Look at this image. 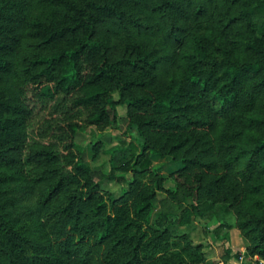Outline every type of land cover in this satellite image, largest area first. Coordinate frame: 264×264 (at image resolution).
Returning <instances> with one entry per match:
<instances>
[{
  "label": "trees",
  "instance_id": "1",
  "mask_svg": "<svg viewBox=\"0 0 264 264\" xmlns=\"http://www.w3.org/2000/svg\"><path fill=\"white\" fill-rule=\"evenodd\" d=\"M139 2L37 0L42 13L51 17L27 21L21 14L23 9H17V1H1L0 82L14 71L19 33L36 39L42 46L63 43L49 55L35 53L19 60L23 79L40 89L47 99L79 93L73 104L92 108L90 121L94 124L115 119L120 103L150 110L153 117L141 124L142 131L159 130L166 135L167 142L149 140L141 150L130 143L129 156L112 161L110 173L93 170L79 159L74 172L66 174L52 168L58 161L55 152L36 150L29 154L27 164L39 165L42 169L34 184L26 186L27 190L31 194L38 193L44 206L60 193L67 194L60 213L70 221L71 230L78 237L71 243L73 250H66V258H62L39 251L32 244L28 229L37 219L33 212L20 214L17 199L8 197L10 185L27 177L23 163L14 155L25 149L20 129L30 111L15 98L0 92V264H93L102 247L106 249L108 264H148L167 249L161 246L173 235L170 219L188 223L192 217L206 220L214 216V204L200 199L201 185L178 184L168 189L156 180V186L165 191L167 197L160 201L158 222L151 224L157 208L155 192L138 181L128 184L116 171L148 172L153 166V155L173 156L191 141H199L196 132L200 139H206L214 130L216 120L238 108L243 91L242 97L252 105L259 93L257 89L264 87V0H226L224 8L218 12V25L200 23L184 40L179 38L174 26L168 32V39L178 44L177 70L163 89L155 86L158 58L138 46L134 48L135 57L112 59L109 42L97 35L99 25L108 19L137 25L128 15L127 7ZM162 3L176 8L173 2L162 0ZM20 18L25 21L24 27L17 22ZM237 22H243L251 36L231 32ZM243 53L252 56L248 58ZM83 63L87 64V72L83 70ZM138 87L149 91L133 97L131 92ZM116 94L120 99L116 100ZM236 118L246 128L264 126V117L251 111L237 112ZM218 138L221 147L228 150L219 167L237 170L244 160V167L237 170L239 174L253 179L258 171L264 178V137L241 129L221 132ZM121 150L122 147H116L111 151ZM190 162L213 168L212 164L196 159ZM155 172L159 175V170ZM105 181L128 184L129 191L125 192L128 196L124 195L119 201L112 195L98 196L99 187ZM258 183L253 189L262 195L264 181ZM128 198L133 200L129 210ZM254 201L264 209V200ZM109 203L115 207L113 212ZM248 214L240 222V228L253 235V253L264 259V217L255 211ZM145 225L147 230L138 236ZM148 230L157 236L146 240ZM91 242L92 247H88ZM188 245L157 264H202L205 258L201 256L200 247H194L192 252L191 244ZM148 251H152L149 256ZM226 253L225 262H228L232 254L229 250Z\"/></svg>",
  "mask_w": 264,
  "mask_h": 264
},
{
  "label": "rangeland",
  "instance_id": "2",
  "mask_svg": "<svg viewBox=\"0 0 264 264\" xmlns=\"http://www.w3.org/2000/svg\"><path fill=\"white\" fill-rule=\"evenodd\" d=\"M15 1L19 3L17 9H23L21 14L27 17V21L38 17L42 19L51 17V14L42 13L36 4L37 0ZM166 1L175 3L176 8L162 5V0H140L137 5L130 4L127 7L128 15L137 25L113 18L104 21L97 30V35L109 42L112 59H120L128 55L135 57L134 48L138 46L158 58L154 72L155 86L162 89L169 84L177 70L175 52L178 44L168 39V32L175 26L179 38L184 40L188 34L196 30L200 23L209 22L218 25V20H220L218 12L224 8L226 3V0ZM22 19H17V22L24 27L25 21ZM230 31L251 36V32L243 22H237ZM62 45L63 43L42 46L36 39L19 33L16 42L18 59L14 65V71L3 82H0V92L15 98L30 111L20 129L25 149L14 155L23 163L27 177L10 185L11 193L8 197L17 199L16 205L20 214L33 212V216L37 219L38 222L28 229L32 244L39 251L51 252L66 258V250H73L71 243L78 237L71 230L70 221L64 219L60 213L61 206L67 200V194L60 193L44 206L41 204L38 193L31 194L27 190L26 186L34 184V180L42 169L39 165L27 164L29 154L36 150L55 152L58 155V161L52 168L59 169L66 174L74 172L79 159L93 170L110 173L112 161L118 162L129 156L130 143L141 150L149 140L164 144L167 138L159 130L142 131L141 124L153 117L150 110L120 103L117 106L115 119L94 124L90 121L92 108L77 107L73 104L79 93L69 96L58 95L55 99H47L41 94L40 89L23 79L19 60L35 53L49 55ZM243 54L248 58L252 56L251 53ZM83 70L84 72L88 70L86 63H83ZM257 90L259 93L252 105H249L245 97H242L245 95L243 91L238 108L221 120H216L214 130L206 139H200L199 132H196L195 135L198 136L199 141H191L190 145L177 151L173 156L162 158L153 155V166L148 172L116 171V175L125 177L128 184L138 181L155 192L157 208L151 217V224L158 222L161 210L160 201L167 197V193L156 186V180L168 189H173L178 184L201 185V201L212 202L215 206L214 216L211 219L203 220L192 217L191 222L188 223H181L177 218L170 219L173 223V235L161 246L167 249L165 252H159L148 264H157L163 261L165 256H170L174 252L178 254L189 246L188 243L191 244L192 252L197 246L200 247L201 256L205 258L203 264H233L237 259L235 256L238 258L244 256L245 264H264V259L253 253V235L248 234L246 229L240 228V222L248 217L250 211H255L258 216L264 217V209L254 201L255 199L264 200V194L258 195L253 189V185L259 184V180L264 181V178L259 175L258 171L255 172L253 179L244 178L239 174L237 170L244 167V160L238 164L237 170L219 167L221 159L228 153V150L220 145L219 133L244 129L264 137V126L246 128L236 118V113L244 110L264 117V87H259ZM148 91V89L138 87L132 90L131 95L139 97L147 94ZM115 98L120 99L117 94ZM183 133L186 134L185 131ZM116 147H122V150L113 153L111 150ZM192 159L204 164L210 163L213 168H204L191 163ZM155 170H159V175H156ZM128 184L105 181L99 187L98 196L112 195L119 201L125 192L129 191ZM128 201L129 210L133 200L128 198ZM109 207L112 212L115 210L111 203ZM145 230H147L146 225L137 235H141ZM147 232L146 240L157 236L152 235L151 230ZM135 233L136 231L133 234ZM185 239L190 241L187 243ZM92 244L91 242L88 247H92ZM227 250L231 251L232 258L225 262ZM105 251L104 247L97 251L93 264H108L105 261ZM150 253L148 251L147 256Z\"/></svg>",
  "mask_w": 264,
  "mask_h": 264
},
{
  "label": "built area",
  "instance_id": "3",
  "mask_svg": "<svg viewBox=\"0 0 264 264\" xmlns=\"http://www.w3.org/2000/svg\"><path fill=\"white\" fill-rule=\"evenodd\" d=\"M233 264H245L244 263V256H240L239 258H237Z\"/></svg>",
  "mask_w": 264,
  "mask_h": 264
},
{
  "label": "crops",
  "instance_id": "4",
  "mask_svg": "<svg viewBox=\"0 0 264 264\" xmlns=\"http://www.w3.org/2000/svg\"><path fill=\"white\" fill-rule=\"evenodd\" d=\"M203 264V263H202Z\"/></svg>",
  "mask_w": 264,
  "mask_h": 264
}]
</instances>
